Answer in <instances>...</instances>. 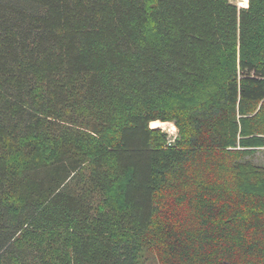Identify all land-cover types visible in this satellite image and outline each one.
<instances>
[{
	"label": "trees",
	"instance_id": "trees-1",
	"mask_svg": "<svg viewBox=\"0 0 264 264\" xmlns=\"http://www.w3.org/2000/svg\"><path fill=\"white\" fill-rule=\"evenodd\" d=\"M258 150L264 0H0V264H264Z\"/></svg>",
	"mask_w": 264,
	"mask_h": 264
},
{
	"label": "rangeland",
	"instance_id": "rangeland-1",
	"mask_svg": "<svg viewBox=\"0 0 264 264\" xmlns=\"http://www.w3.org/2000/svg\"><path fill=\"white\" fill-rule=\"evenodd\" d=\"M239 7H243V6H239ZM238 9H242L239 8ZM163 125H160L158 127V129H160L162 132H164L167 136V141L169 142H174L176 140V138L178 137V129L175 126V124L173 122H165L162 123ZM250 161L259 165V166H264V150H258L252 157H250ZM140 264H156L155 259L153 258V256L150 255H145L142 259H141V263Z\"/></svg>",
	"mask_w": 264,
	"mask_h": 264
},
{
	"label": "bare ground",
	"instance_id": "bare-ground-1",
	"mask_svg": "<svg viewBox=\"0 0 264 264\" xmlns=\"http://www.w3.org/2000/svg\"><path fill=\"white\" fill-rule=\"evenodd\" d=\"M160 125H163L160 121H154L150 123L151 128H158Z\"/></svg>",
	"mask_w": 264,
	"mask_h": 264
},
{
	"label": "built area",
	"instance_id": "built-area-1",
	"mask_svg": "<svg viewBox=\"0 0 264 264\" xmlns=\"http://www.w3.org/2000/svg\"><path fill=\"white\" fill-rule=\"evenodd\" d=\"M168 143H171V142L168 141Z\"/></svg>",
	"mask_w": 264,
	"mask_h": 264
}]
</instances>
